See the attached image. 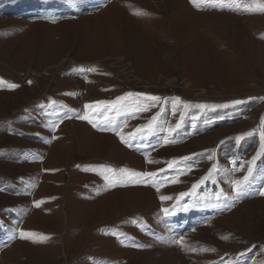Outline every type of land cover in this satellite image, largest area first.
Instances as JSON below:
<instances>
[{"label":"rangeland","instance_id":"rangeland-1","mask_svg":"<svg viewBox=\"0 0 264 264\" xmlns=\"http://www.w3.org/2000/svg\"><path fill=\"white\" fill-rule=\"evenodd\" d=\"M0 264H264V0H0Z\"/></svg>","mask_w":264,"mask_h":264},{"label":"snow or ice","instance_id":"snow-or-ice-1","mask_svg":"<svg viewBox=\"0 0 264 264\" xmlns=\"http://www.w3.org/2000/svg\"><path fill=\"white\" fill-rule=\"evenodd\" d=\"M11 87H16V85H11ZM153 99H158V98H156V97H153ZM100 103H103V102H100ZM236 103H239V101H237ZM239 139V138H238ZM144 175H149V174H144ZM164 199H166V198H164ZM164 211H167V210H164ZM227 237H223V239H226Z\"/></svg>","mask_w":264,"mask_h":264}]
</instances>
